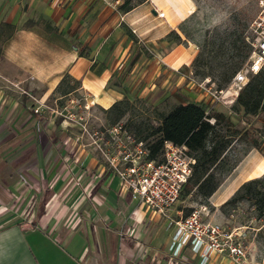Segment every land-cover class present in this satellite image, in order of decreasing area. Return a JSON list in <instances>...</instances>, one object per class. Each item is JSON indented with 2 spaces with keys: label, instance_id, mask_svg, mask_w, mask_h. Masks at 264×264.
<instances>
[{
  "label": "crops",
  "instance_id": "obj_1",
  "mask_svg": "<svg viewBox=\"0 0 264 264\" xmlns=\"http://www.w3.org/2000/svg\"><path fill=\"white\" fill-rule=\"evenodd\" d=\"M105 1L0 0V264L200 262L189 246L172 258L175 225L132 200L81 136L43 107L65 75L106 110L139 94L124 78L144 83L161 69L139 45L163 48L186 4L143 0L124 12ZM192 52L188 43L182 54ZM251 154L255 173L239 185L264 173V158ZM208 264L234 263L214 254Z\"/></svg>",
  "mask_w": 264,
  "mask_h": 264
},
{
  "label": "rangeland",
  "instance_id": "obj_2",
  "mask_svg": "<svg viewBox=\"0 0 264 264\" xmlns=\"http://www.w3.org/2000/svg\"><path fill=\"white\" fill-rule=\"evenodd\" d=\"M102 1L106 3L105 0ZM108 1L119 10L124 2L125 7L129 8L143 0ZM182 1L186 4V9L179 13L175 31L169 35L163 48L139 45L141 53L147 58H154L157 65H161V69L154 71L144 83L135 81V76L124 78L128 87L140 91L139 94L133 92L132 96L123 98L129 101L130 106L126 117L118 123L134 134L132 124L127 122L128 118L138 121L147 118L155 124L156 111L167 112L171 106L180 103L195 102L206 112L223 113L239 131L226 153L227 165L235 164V167L229 174L221 177L219 187L209 198H203L193 189L188 194L180 195L174 209L181 210L184 214L187 209L205 206L206 219L227 228L240 229L250 264H264V218L256 219L254 207L246 201L235 206L221 207L243 183L239 185L243 176L254 174L252 167L257 159L251 153L256 152L259 157L264 158V135L261 134L264 127V110L255 115L245 114L242 108L235 106L237 96L229 97L228 93L227 99L220 102H215L211 96V93L220 89H229L233 77L227 79L229 73L243 68L247 63L248 57H242L251 51L252 36L249 26L259 15L258 0ZM188 43L193 45V52L186 57L182 51L188 47ZM162 53L169 58L164 59L166 64L159 61L158 56ZM116 82L117 77L112 79V83ZM79 94L80 92H76V95L61 97V106H58L57 94L50 96L46 103L49 107L61 109L70 97L76 98ZM84 103L85 100H82L81 108L74 107L71 112L81 115L82 119L79 121L86 126L88 133H84L75 122L66 121V126L72 134H79L83 143L91 147L103 163L101 154L95 151L92 133L103 131L112 124L100 107L92 105L86 110L83 109ZM57 119L62 120L61 117ZM253 140L258 143V150L252 147ZM262 175L264 173L259 176ZM225 188L229 189L225 194H228V197L220 202L216 193Z\"/></svg>",
  "mask_w": 264,
  "mask_h": 264
},
{
  "label": "built area",
  "instance_id": "obj_3",
  "mask_svg": "<svg viewBox=\"0 0 264 264\" xmlns=\"http://www.w3.org/2000/svg\"><path fill=\"white\" fill-rule=\"evenodd\" d=\"M258 6L259 15L249 26L252 41L247 63L235 72L229 89L211 93L215 102L226 100L228 93L229 97H236L249 77L264 68V0H258ZM157 14L164 17V12ZM79 95L70 97L61 109L47 105L43 107L65 122L77 123L84 133H88L86 126L79 121L81 115L71 112L74 107L81 108L82 100H85L83 109L87 110L93 105L87 93ZM92 138L95 151L101 154L103 163L119 179L121 188L127 191L130 198L159 216L168 218L170 224L175 225L169 247L172 258L179 256V249L189 246L199 256V264H208L214 254L227 256L234 264H250L240 229L227 228L206 219L205 206L193 209L187 216L177 211V218L169 217L168 212L177 204L195 164V158L185 145L166 141L161 159L153 160L149 158L145 143L136 139L121 123L100 132L94 131Z\"/></svg>",
  "mask_w": 264,
  "mask_h": 264
},
{
  "label": "trees",
  "instance_id": "obj_4",
  "mask_svg": "<svg viewBox=\"0 0 264 264\" xmlns=\"http://www.w3.org/2000/svg\"><path fill=\"white\" fill-rule=\"evenodd\" d=\"M125 5L126 2L119 9L127 12L131 7L126 8ZM248 55L249 52L242 58H247ZM236 71H231L227 79H230ZM77 84L78 82L69 75L62 78L53 93L58 95V106L62 105L63 97L69 94L76 95ZM129 106L128 100L121 99L110 108L101 109L113 125L126 117ZM235 106L242 108L243 112L249 115L264 110V68L252 75L241 88L235 99ZM155 120V124L147 118L139 121L128 118L127 122L132 124L134 137L145 143L150 159H161L166 141L185 145L195 158V164L181 194H188L195 189L198 195L209 198L219 187L221 177L229 174L235 167V164L227 165L226 153L239 131L223 113L206 112L196 103H180L171 106L167 112L156 111ZM261 134L264 135V127ZM252 147L257 150L259 148L254 140ZM243 201L249 202L254 207L256 219L264 218V175L243 182L221 207L235 206ZM191 211L187 209L183 215L187 216Z\"/></svg>",
  "mask_w": 264,
  "mask_h": 264
},
{
  "label": "bare ground",
  "instance_id": "obj_5",
  "mask_svg": "<svg viewBox=\"0 0 264 264\" xmlns=\"http://www.w3.org/2000/svg\"><path fill=\"white\" fill-rule=\"evenodd\" d=\"M261 170V169H260ZM255 173V172H254Z\"/></svg>",
  "mask_w": 264,
  "mask_h": 264
}]
</instances>
